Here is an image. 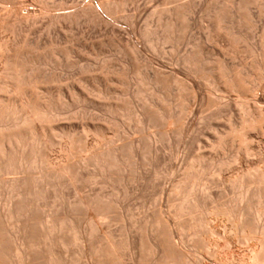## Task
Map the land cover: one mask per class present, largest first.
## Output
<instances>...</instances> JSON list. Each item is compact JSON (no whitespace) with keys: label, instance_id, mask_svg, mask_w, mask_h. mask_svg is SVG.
<instances>
[{"label":"bare ground","instance_id":"6f19581e","mask_svg":"<svg viewBox=\"0 0 264 264\" xmlns=\"http://www.w3.org/2000/svg\"><path fill=\"white\" fill-rule=\"evenodd\" d=\"M35 1L39 2L40 14L48 16L47 28L61 27L64 23L75 24L81 19L96 26L110 25L109 31H107L110 35L107 43L115 48L116 52L129 56L131 64H129L130 61L127 64L131 65L135 76L131 77L133 79L131 81L128 78L130 74L127 73V68L120 73L117 71L119 74H115L117 77L114 80L107 79L108 77L105 75L107 78L104 77L102 87L103 89L105 87L104 92L107 89L112 90V88L127 91L130 89V83H133L134 90L132 87L131 89L134 96L139 99L148 96L150 100L161 101V106L158 108L154 107L156 101H152L154 104H151L152 102L147 101L148 97L147 100L144 98L143 116L138 119L136 113L140 111L135 112L132 98L129 100L124 97L123 100L119 101L118 99L119 102L114 104L111 101V104L106 105V109L110 112L122 114L127 110L136 122L146 121L163 129L162 137L164 139L172 131L181 132V125H185L182 124L185 118L184 113L188 109L183 108L184 112L181 108L174 112L173 105H169L172 99L169 102L166 100L168 103H164V96H170L172 91L175 94H172L174 96L171 97L175 98L176 96V100L181 106L184 95L187 94V98H189L188 95L191 96L192 90L187 91L185 87L184 80L186 78L183 79L178 74L177 70L181 69L199 79V81L194 80V84L198 88V90L196 89L197 93L201 83L207 82L213 83L217 88L226 92L235 93L236 99L224 100L225 102L219 98L220 96L212 97L213 95L209 93L211 96H207L202 102L209 107L215 106V109L218 107L216 112L230 109L234 111L236 118L230 122L226 121L228 124L225 131L220 134L216 132V135L213 136L214 139L211 140L212 143L209 141L210 144H207L210 148L209 155L204 152L205 150L200 151L202 150L200 147L193 146V142H190L193 144L188 146L185 145L187 147H184L186 149L182 152V166L178 171L180 173H176L175 179L173 178L174 180L172 183L170 182L171 185L168 188L164 187L161 189L162 191L160 190L161 193L167 195V201L166 199L165 201L169 206L168 214L172 219H169L172 224L169 223L171 221L165 220L168 215L163 219L164 216L157 211L152 216L150 214L151 217L135 219L132 213L129 215V212L126 213L123 210L122 203H119L118 198L114 199L108 196L112 189L106 193L108 195L101 193L102 191H91V193L89 191L88 194L78 196L73 201V187L74 191L78 193L79 184L87 186V184L94 183L96 185L98 182V184L107 183V181L114 180L116 176L119 180L124 177L121 174H125L127 168L129 172H134L132 161L139 158L138 155L144 163L149 160L150 163L154 164L155 162L156 165L158 146L155 142L148 140L146 135H143L147 137L146 142L132 140L128 143L125 141L123 145L120 143L118 146H114L112 141H109L110 137L107 138L109 135L107 136L103 125L89 123L81 128H75L71 124L56 123L61 111L73 104V84L65 90L69 94L68 99V96L66 99L61 97L62 95L59 96L58 91V95L55 97L48 87L50 84H54V87L57 84L60 89L63 85H60L61 78L56 77L50 69V72L46 71L43 74L41 72L43 69L48 70L45 67L51 63L50 61L60 65L62 63L60 56L65 59V65L74 66L75 62L74 59H71L70 49L51 41L47 45L39 47L34 44L35 42L25 40L26 38L16 40V38L9 39L8 36H6L7 38L0 36V264H210L213 260L216 264H264V58L261 60L258 58L259 62L251 64L252 70L250 68L251 71L248 72L219 58L204 59L202 53L200 54L202 48L198 51L197 47L196 50L193 49L194 51L179 56L177 69L168 71L159 63L139 60L141 58L138 57L139 47L136 46L137 43L135 45V42L128 38V34L135 31L136 25L133 23L135 17L133 18L132 14L123 13L124 7L131 0H78L74 7L72 2L70 10L67 8L63 11L61 10L64 1H61L62 6L59 12L56 9L58 5H61V2L55 5L56 3L52 4L49 2L50 0ZM164 1L165 6L149 12V17L155 16L153 25L146 23L139 30V37L152 50L156 49L159 42L169 43L176 49V45L178 44V47L179 42L183 41L187 30L188 3L182 0ZM212 1L221 2V5L217 4L218 2L214 3L219 6L215 10V6L210 5L214 10V12L210 11L213 14L211 19L214 26L212 27L215 28L216 33L223 35L225 40L223 42L227 45L232 46L238 43L240 32L238 35V32L234 31L235 27L240 26L241 30L245 27L244 24H247L252 28L253 21L250 18L251 14L249 17V8H251L249 6H255L254 4H258L257 2L260 0ZM35 4L37 3L35 2ZM22 5L20 6L22 7ZM209 9L211 10V8ZM0 11L1 33L5 30L13 33L14 29L16 30L15 22L18 24L28 23L27 21L31 18L33 20L36 14L38 16L35 10H22L24 12H21V8H18L17 5L11 6V0H0ZM12 12H14V22L9 20V15ZM37 16L35 18L39 17ZM119 20H124L122 22L126 23L127 29L130 28L131 31H127V36L124 29L126 26L121 28L118 26L120 24H116L117 21L119 23ZM212 27L211 29H213ZM30 33L28 34L30 35ZM214 33L212 34L213 38ZM64 62L61 66L64 65ZM186 82L188 81L186 80ZM96 87V90L101 88L99 85ZM255 90H261L262 93L258 95ZM62 94L64 95V93ZM130 96L128 95V97ZM201 96L200 98L203 99ZM134 98L136 99V97ZM189 99L191 100V98ZM193 99L192 101L195 100ZM172 102L174 104V101ZM188 102L190 103V101ZM139 105H142V102ZM102 106L104 105L102 104ZM210 116L208 117L210 118ZM72 120H74L73 117ZM106 123L103 124L106 125ZM108 124L105 127L109 128ZM146 127L148 126L146 125ZM158 137L160 136L158 135ZM177 142L180 143V141ZM195 145H197L196 141ZM168 148H170L169 157L177 159L179 148L171 147V144ZM138 160L140 161V159ZM135 165L138 167L137 162ZM150 172L149 176L152 173ZM157 172L160 170L154 171L155 176L158 175ZM214 172H218V176L221 177L220 181L226 185L225 188L221 186L219 179L220 183L215 182L217 177ZM151 175L153 176V173ZM137 177L139 180V176ZM137 177L133 178L137 179ZM150 181L147 183H151ZM153 183L155 184V182ZM215 183L216 188L218 183L223 189L210 190L209 188L216 189L212 187ZM119 184L117 186H120ZM124 185L126 184L124 183ZM67 187H70V191ZM122 190L125 191L128 188H122ZM228 190L234 191L232 193L235 195L230 194L231 198L223 199L228 194ZM79 192L81 193L80 190ZM70 196L73 199H70ZM114 222L121 223L118 226L119 229L114 230L109 227L111 223L115 225ZM215 223L221 225L222 228L220 229ZM135 232H139L137 241L134 240ZM175 238L180 239L177 241L179 243L175 242ZM202 251L203 255H201Z\"/></svg>","mask_w":264,"mask_h":264},{"label":"rangeland","instance_id":"374dc122","mask_svg":"<svg viewBox=\"0 0 264 264\" xmlns=\"http://www.w3.org/2000/svg\"><path fill=\"white\" fill-rule=\"evenodd\" d=\"M61 1H64L63 3V7H62V10L60 9L61 6H62V2ZM78 0H50L49 2L54 4L56 3L55 5H58L60 2V6L58 7L57 6V12H59V10L63 11L64 9L67 10H70L71 9V6L73 5L74 7V4L77 3ZM186 3H188L189 5V8H188V11H187V30H186V34L184 36V39L183 41H180L179 42V46L177 47L176 45V49L175 47L171 46V44L169 43H158L157 46H156V49L155 50H152L151 48L149 49L147 47V45L144 44V42L142 41L141 37H139V30H141L146 23L150 24V25H153V23L155 22V16H150L149 17V12L153 11V10H157V9H160L161 7H163V5L165 6L166 4L164 3L165 1L164 0H131L127 3V5L124 7V12L125 14H129L131 15L132 14V17L134 18L133 20V23H135V31L134 33H127L130 32V28L129 30L127 29L128 26L126 25V23L122 22L124 20H119V23L118 21L116 22V24H120L118 25L119 27L121 28H124L125 26V35L127 36L128 34V38L132 39V42H135L134 44L136 45L137 43V47H139L138 49V57L140 58L139 60H142V61H150L154 64H158L159 65H162L164 68H166L165 70H175L177 69L178 65H177V59L179 58V56H181L182 54L184 53H189L191 51H194L197 49L198 47V51L200 50V48H202V50H200V54L202 55V57L205 59H216V58H219L223 61H225L226 63L230 64V65H233L234 67H237L239 69H242L244 71H248L252 70V66H250L251 64H255L257 62H259L261 59L264 58V0H260V2L258 1L257 3L258 4H254L255 6L253 5H250L249 7V17H250V14H251V20L253 21L252 23V28L251 27H248L247 24H244L245 27L242 28L241 26V30H240V26H236L235 27V32L237 33L238 32V35H239V32H240V38L238 40V43L230 46V45H227L226 43H224L223 41L224 38H223V35L222 34H219V33H216V30L215 28H213L212 26H214L213 24V21L211 19V17H213L212 13L211 12H214V10L219 7L217 6V4H220L218 1L217 2H212L211 1H208V0H182ZM208 1V2H207ZM221 1V0H220ZM35 2L37 4H35ZM73 2V4H72ZM141 2V3H140ZM196 2V3H195ZM20 3V4H19ZM38 1H35V0H11V6H16L18 8H21V12H24V11H27V10H35L37 11L38 13V16L40 14L39 12V5H38ZM58 3V4H57ZM210 3V4H209ZM213 3V4H212ZM214 3H217L216 5H214ZM260 3V4H259ZM23 4V5H22ZM72 4V5H71ZM22 5V7L20 6ZM135 5V6H134ZM150 5V6H149ZM208 5V6H207ZM210 5H213L214 7V10L212 8V6ZM221 5V4H220ZM259 6V9H258V6ZM20 6V7H19ZM28 6V7H27ZM38 6V7H36ZM25 7V8H24ZM34 7V8H33ZM70 7V8H69ZM192 7V8H191ZM208 7V9H207ZM27 8H30V9H27ZM211 8V10L209 9ZM261 8V10H260ZM152 9V10H151ZM194 9V10H193ZM24 10V11H22ZM55 10V12H56ZM145 10V11H144ZM143 11V12H142ZM211 11V12H210ZM1 12V11H0ZM13 13V15H11ZM10 13L9 15V20L11 22H14L15 21V17H14V12ZM122 13V14H123ZM192 13V14H191ZM135 14V15H134ZM134 15V16H133ZM210 15V16H209ZM37 16V14H36ZM35 16V17H36ZM37 16V17H38ZM14 17V18H13ZM33 17L34 19L32 20L29 19L27 22L28 23H19L18 22H15V27L16 30L14 29V31L16 32H13V33H10L8 31H2V33L0 34V36L2 38H7L6 36H8L9 39H15L16 40H22V39H25V40H28L30 42H35L34 44H37V46H41L43 47L44 44L47 45L48 42H53V43H56L57 45H61V46H67V48L70 49V55H71V59L75 62L74 66L73 65H70L67 66V64L65 65V59L60 56V60L61 62L63 63L64 62V65H62V63L60 65H56L53 61H50L51 63H48L47 66L45 67L46 69L48 70H45L43 69V71L41 72L43 74V72H50L49 69L51 70V72H54L56 77L58 76V78L60 79V85H61V88L59 86V88L63 91L62 93H64V95L61 93V90L58 89L57 87V84H55V87H54V84H50L49 85V90L51 92H53L52 94L55 95H58V93H60L59 96L61 97H65L64 99H66V96L67 99L69 98V94L67 93L66 88L67 87H70L72 86L73 84V104L69 107H65L61 112V114L58 116L57 118V121L56 123H60V124H63V125H74V127L76 128H81V126H84L86 124H95V125H103L104 129H105V132L107 134V138L110 137L109 141H112V144H114V146H118L120 143V145H123V143H128V141H132V140H136V141H140V142H146L145 139H147L146 136H148V140H151L153 143L155 142V144L158 146V156H157V163L159 165V168H158V165L156 163L155 165V162L154 164L150 163V161L148 160V162H143V159L139 156V158L137 157L136 161L135 159L132 161V169H135L133 170L134 172L137 171V173H139L137 175V173H134V172H129L128 168L126 169L125 171V174L122 173L121 179L118 180V176H116V178L112 181H107L102 183V184H87V186H82L79 184V186L77 187V190L79 188V190L81 191V193L79 192L78 190V193H76L74 191V187H73V197L74 199L70 196V199H73L76 200L78 198V196H82L84 194H88L89 191L91 193L92 192H100L102 191L101 193H109L112 189V191L109 193L110 195H108L110 198H118L119 200V203H122V207H123V210L128 213L129 212V215H132L135 217V219L137 218V220H140V219H143L147 216L151 217L152 214H155L156 211L157 213H160L162 214L164 217H162L163 219H165V216H166V221H171L172 219L169 217V214H168V210H169V206H168V203L166 202L167 201V195H164L165 193H161L160 190L161 189H164L165 188H168V186L171 185V183L173 182V180L175 179L174 177H176V173H180L178 172L180 167L182 166V152L184 151V147H187L188 145L190 144H193V146H195L196 148L197 147H200L202 150H200V148H198L200 151H204L206 154H210V152L208 153V151L210 150V148L208 147V145L210 144L211 140L214 139L213 136H215L216 132L218 134H220L222 131L224 132L226 129V126H227V122H230L232 120H234V118H236V115L234 114V111L228 109V110H224V111H220V112H216L218 109V107H216L215 109V106L214 107H209L207 106L204 102L207 96H211L210 94H212L213 96L212 97H219L221 98L222 101H228L230 99H236V94L235 93H229V92H226L222 89H219L217 88L213 83L210 84L211 82H207L205 84H202L201 83V86H200V89H204V90H200L198 91V93L196 92L198 90V88L195 86L194 84V80L197 79V81H199L198 78L194 77L193 75H191L190 73H187L186 70H181V69H178V74L179 76H181L183 79L186 78L184 80V83L185 84V87L187 88V91H191V96L188 95L189 98H191V100L189 98H187V94L184 95V97L182 98V106L177 102L176 100V96L175 98L174 97H171V96H174L172 94H175L174 93H170L171 95L168 96H164V103L166 102V100L170 103L169 105H173V111L174 112H177L178 110H180L181 108L187 110L188 111H183L186 113H184V117L187 119L184 118V122H182V124H185V125H181V132L177 131L176 132H170L169 133V137H165V139L162 137L164 131L163 129H160L158 126H154L153 124L151 123H148V122H141V123H138L134 120L133 116L131 115L130 112H128L127 110L122 112V114H115V113H112L110 112L108 109H106V105L107 104H111V103H116V102H119L121 100L124 99V97L128 98L129 100L132 98L133 100L132 101V105L134 106V110H136L135 112L137 111H140L138 113H136V116H137V119L138 118H142L143 116V106H144V101L143 99L145 98L147 100V97L148 96H143V99L140 97H137V96H134L133 95V90H134V86H133V83H130V89H128L127 91H123V90H119V89H116V88H112V90L110 89H107L105 90L104 92V89L102 88L103 87V80L105 78L107 79H115L117 76L116 73H120V71L124 70L127 68V73L130 74V76L128 77L131 81H133L132 78H134L135 74L133 73L132 71V68H131V65L129 66L127 63H130L131 64V60L129 58V56H126L125 54H120L118 51L116 52L111 45H109L107 42H108V39L110 37V35L108 34L107 31H109V28H110V25L108 24L107 26L104 25V26H96V25H93L92 23H89L87 21H85L84 19H81L79 20L77 23H73V24H69V23H64L61 25V27L59 26H55V27H48L47 28V18L48 16H44L42 13L40 14V16L38 18H35ZM196 17V18H195ZM37 19V20H36ZM148 19V20H147ZM121 21V22H120ZM25 22V21H24ZM35 22V23H34ZM43 22V23H42ZM143 22V23H142ZM212 22V23H211ZM33 23H34V26H33ZM17 24V25H16ZM27 24V25H26ZM39 24V25H38ZM123 24V25H122ZM31 25V26H30ZM38 25V27H37ZM243 25V26H244ZM256 25V26H255ZM33 26V27H32ZM41 26V27H40ZM72 26V27H71ZM31 27V28H30ZM58 27V28H57ZM99 27V28H98ZM107 27V28H105ZM198 27V28H197ZM201 27V28H200ZM211 27L213 29H211ZM238 27V28H237ZM47 28V29H46ZM192 28V29H191ZM250 28V29H249ZM70 29V30H69ZM92 29V30H91ZM95 29V30H94ZM239 29V31H237ZM252 29V30H251ZM19 30V31H18ZM32 30V31H31ZM215 30V31H214ZM95 31V32H94ZM106 31V32H105ZM137 31V32H136ZM31 32V33H30ZM102 32V33H101ZM136 32V33H135ZM213 32H215L214 34V38H213ZM250 32V33H249ZM5 33V35H4ZM25 33H30V35L28 34H25ZM68 33V34H67ZM71 33V34H70ZM101 33V34H100ZM10 34H12L10 36ZM64 34V35H63ZM218 34V35H217ZM33 35V36H32ZM35 35V36H34ZM43 35V36H42ZM56 35V36H55ZM67 35V36H66ZM99 35V36H98ZM109 35V36H108ZM133 35V36H132ZM136 35V37H135ZM211 35V36H210ZM222 35V36H221ZM243 35V36H242ZM4 36V37H3ZM28 36V37H27ZM39 36V37H38ZM125 36V37H126ZM217 36V37H216ZM220 36V37H219ZM0 37V38H1ZM134 37V38H132ZM244 37V38H243ZM21 38V39H20ZM106 38V39H105ZM218 38H221V39H218ZM186 39V40H185ZM211 41H210V40ZM216 39V40H215ZM223 39V40H222ZM71 40V41H70ZM104 40V41H102ZM222 44H221V42ZM44 41V42H43ZM70 41V42H69ZM92 41V42H91ZM205 41V42H204ZM216 41V42H215ZM103 42V43H102ZM141 42V43H140ZM215 42V44H214ZM40 43V44H39ZM93 43V44H92ZM100 43V44H99ZM102 44V45H101ZM104 44V45H103ZM199 44V45H198ZM109 45V46H108ZM194 45V46H193ZM225 45V46H224ZM243 45V46H242ZM263 45V46H262ZM99 46V47H98ZM209 46V48H208ZM93 47V48H92ZM104 47V48H103ZM196 47V48H195ZM235 47V48H234ZM244 47V48H243ZM73 48V49H72ZM100 48V49H99ZM182 49V50H181ZM194 49V50H193ZM255 51H254V50ZM91 50V51H90ZM174 50V51H173ZM224 50V51H223ZM239 50V51H238ZM246 50V52H245ZM248 50V51H247ZM99 51V52H98ZM101 51V52H100ZM150 51V52H149ZM178 51V52H177ZM184 51V52H183ZM223 51V53H222ZM252 51V52H251ZM259 51V52H258ZM146 52V53H145ZM156 52V53H155ZM207 52V53H206ZM215 52V53H214ZM220 52V53H219ZM73 53V54H72ZM101 53V54H100ZM205 53V54H204ZM112 54V55H111ZM174 54V55H173ZM177 54V55H176ZM216 54V55H215ZM90 57H89V56ZM101 55V56H100ZM107 55V56H106ZM149 55V56H148ZM242 55V56H241ZM82 56V57H81ZM263 56V57H262ZM86 57V58H84ZM112 57V58H111ZM212 57V58H211ZM225 57V58H224ZM95 60H94V59ZM129 58V59H128ZM157 58V59H156ZM258 58L260 59L258 61ZM255 59V60H254ZM106 60V61H105ZM109 60V61H108ZM78 61V62H76ZM234 61V62H233ZM255 61V62H253ZM118 62V63H117ZM232 62V63H231ZM241 63V65H240ZM244 63V64H243ZM49 64H50V67H49ZM53 64V65H51ZM127 64V65H126ZM56 68H55V66ZM102 65V66H101ZM238 65V66H237ZM54 66V67H53ZM105 66V67H104ZM117 66V67H116ZM128 66V67H127ZM169 66V67H168ZM48 67V68H47ZM94 67V68H93ZM241 67V68H240ZM54 68V69H53ZM67 68V69H66ZM70 68V69H69ZM175 68V69H174ZM245 68V69H244ZM249 68V69H248ZM56 69V70H55ZM101 69V70H100ZM130 69V71H129ZM84 70H86L87 72H85ZM181 70V72H180ZM250 70V71H251ZM81 71V72H80ZM90 71V72H89ZM118 71V72H117ZM57 72V73H56ZM61 72V73H60ZM83 72L84 75H83ZM185 72V74H184ZM90 73V74H88ZM92 73V74H91ZM107 73V74H106ZM118 73V74H119ZM45 74V73H44ZM100 74V75H99ZM104 74V75H103ZM112 74V75H111ZM116 74V75H115ZM187 74V75H186ZM68 75V76H67ZM81 75V76H80ZM98 75V76H97ZM107 77H106V76ZM111 75V76H110ZM183 75V76H182ZM60 76V77H59ZM92 78H91V77ZM95 76V77H94ZM101 76V78H100ZM110 76V77H109ZM133 76V77H132ZM187 76V77H186ZM68 77V78H67ZM85 77V78H84ZM99 77V78H98ZM103 77V78H102ZM105 77V78H104ZM132 77V78H131ZM190 77V78H188ZM82 80H81V79ZM189 80H188V79ZM194 78V79H193ZM71 81H70V80ZM76 79V80H75ZM100 79V80H99ZM75 82H74V81ZM88 80V81H87ZM91 80V81H90ZM98 83H96L95 82ZM186 80L189 82L191 81L190 83L186 82ZM70 81V82H69ZM92 81H94L93 84ZM100 84H99V82ZM73 82V83H71ZM77 82V84H76ZM79 82V83H78ZM89 82V83H88ZM65 84V85H64ZM68 84V86H67ZM90 84V85H89ZM188 84V85H187ZM189 84H192L191 86ZM99 85V87H101L99 90L98 89L96 90L95 87ZM213 85V86H211ZM53 86V87H52ZM81 89H80V87ZM190 86V87H189ZM85 87V88H84ZM132 87V89H131ZM196 87V88H195ZM83 88V89H82ZM97 88V87H96ZM192 88V89H190ZM195 88V89H194ZM57 89V90H56ZM116 89V90H115ZM189 89V90H188ZM197 89V90H196ZM210 89V91H208ZM76 90V91H75ZM131 92H130V91ZM194 90V91H193ZM206 90V91H205ZM58 91V93H57ZM60 91V92H59ZM84 91V92H83ZM111 91V92H110ZM121 91V92H120ZM201 91V92H200ZM80 92V93H79ZM101 92V93H100ZM115 92V93H114ZM128 94H127V93ZM219 92V93H218ZM255 92L260 95L262 92L261 90H255ZM42 93V92H41ZM44 93V92H43ZM66 93V94H65ZM88 93V94H87ZM96 93V94H95ZM127 96H126V94ZM197 95H196V94ZM203 95L201 96L200 95ZM206 93V94H205ZM210 93V94H209ZM68 94V95H67ZM76 94V95H75ZM85 94V96H84ZM94 96H93V95ZM195 94V95H194ZM203 98L201 99L200 96ZM87 95V96H86ZM119 95V96H118ZM128 95L130 97H128ZM193 95V96H192ZM217 95V96H216ZM83 96V97H82ZM106 96V97H105ZM198 96V97H197ZM231 96V97H230ZM82 97V98H81ZM86 97V98H84ZM88 97V98H87ZM105 97V98H104ZM119 97V98H118ZM122 99H121V98ZM136 97V99L134 98ZM168 97V98H167ZM186 97V99H185ZM194 97V99H193ZM228 99H227V98ZM234 97V98H232ZM75 98H77L75 100ZM125 98V99H126ZM167 98V99H166ZM170 98V99H169ZM119 99V101H118ZM144 99V100H145ZM183 99H184V102H183ZM192 99L194 101H192ZM197 99V100H196ZM92 100V101H91ZM135 100V102H134ZM149 97H148V102H152V101H156L155 102V105L154 107H160L161 106V101L158 100H150ZM176 100V101H175ZM186 100V102H185ZM200 100V101H199ZM78 101V102H77ZM90 101V102H89ZM106 102L104 104V102ZM112 101V102H111ZM174 101V104L173 102ZM190 101L191 106H190V103L188 102ZM224 101V102H225ZM111 102V103H110ZM137 102V103H136ZM140 102V103H139ZM142 102V105H139L141 104ZM154 102H152L151 104H154ZM166 102V103H168ZM201 102V103H200ZM158 103V104H157ZM184 103V104H183ZM195 103V104H194ZM198 103V104H196ZM102 104L104 106H102ZM135 104V105H134ZM188 104V106H187ZM205 104V105H203ZM158 105V106H157ZM140 106V107H139ZM179 106V107H178ZM186 106V107H185ZM194 108H193V107ZM202 106V107H201ZM204 106V107H203ZM74 107V108H73ZM176 107V108H175ZM138 110H137V109ZM140 108V109H139ZM175 108V109H174ZM178 108V109H177ZM142 109V110H141ZM191 109V110H190ZM86 110V111H85ZM106 110V111H105ZM176 110V111H175ZM64 111V112H63ZM89 111V112H88ZM194 111V112H193ZM212 111V112H211ZM211 112V113H210ZM68 113V114H67ZM187 113H188V116H187ZM197 113H199L197 115ZM216 113V114H215ZM223 113V115H222ZM225 113V114H224ZM228 113V114H227ZM74 114V115H72ZM126 114V115H124ZM193 114V115H192ZM196 114V115H195ZM213 114V115H212ZM76 115V116H75ZM79 115V116H78ZM83 115V116H81ZM109 115V116H108ZM121 115V116H120ZM129 115V116H128ZM207 115V116H206ZM211 115V116H210ZM132 116V117H131ZM196 116V117H195ZM210 116V118L208 117ZM228 116V117H227ZM72 117L74 118V120H72ZM114 117V119H113ZM126 117V119H125ZM129 119H128V118ZM199 117V118H198ZM206 117V118H205ZM227 117V118H226ZM232 117V118H231ZM77 118V119H76ZM81 118V119H80ZM122 118V119H121ZM220 118V119H219ZM223 118V120H222ZM60 119H63V120H60ZM67 121H64L66 120ZM83 119V120H82ZM106 119V120H105ZM225 119V120H224ZM89 120H92L89 122ZM125 120V121H124ZM196 120V121H195ZM198 120V121H197ZM59 121V122H58ZM75 121V122H74ZM79 121V122H78ZM95 121V122H94ZM108 121V122H107ZM111 121V122H110ZM186 121V123H185ZM200 121V122H199ZM208 121V122H207ZM227 121V122H226ZM67 122V123H66ZM74 122V123H73ZM99 122V123H98ZM101 122V123H100ZM106 123V125L108 124L109 128L105 127L106 125L103 124V123ZM123 122V123H122ZM134 122V123H133ZM187 122H188V126H187ZM207 122V123H206ZM135 123H138V124H135ZM149 125H148V124ZM226 123V124H225ZM115 124V125H114ZM130 124V125H129ZM135 124V125H133ZM144 124H146L148 127H146V125L144 126ZM77 125V126H76ZM128 125V126H127ZM225 125V126H224ZM140 126V127H139ZM186 126V128H184ZM190 126V127H189ZM73 127V128H74ZM119 127V128H118ZM213 127V128H212ZM224 127V128H223ZM114 128V129H113ZM137 128V130H136ZM158 128V129H157ZM199 130V131H197ZM211 128V129H210ZM113 129V130H112ZM141 129V131H140ZM144 132H143V130ZM186 129V131H185ZM193 129V130H191ZM111 130V132H110ZM155 132H154V131ZM158 130V132H157ZM184 130V131H183ZM190 130V131H189ZM109 131V132H107ZM116 131V132H115ZM141 133H139V132ZM188 131V132H187ZM193 131V132H192ZM150 132V133H149ZM152 132V133H151ZM154 132V133H153ZM182 132H185V133H182ZM200 132V133H199ZM222 132V133H223ZM159 133V134H158ZM161 133V134H160ZM190 133V134H189ZM149 134V135H148ZM151 134V135H150ZM154 134V135H153ZM178 134H180V136H178ZM184 134V136H183ZM186 134V135H185ZM189 134V135H188ZM217 134V135H218ZM114 135V137H112ZM120 135V136H119ZM142 135V137H141ZM143 135H146V136H143ZM158 135L160 137H158ZM174 135V136H173ZM150 136V137H149ZM156 136V137H155ZM112 137V138H111ZM121 137V138H119ZM134 137V139H133ZM154 137V138H153ZM173 139H171V138ZM175 140H174V138ZM115 138V139H114ZM117 138V139H116ZM168 138V139H167ZM181 138V139H180ZM188 140H187V139ZM195 139L196 141V144L195 145V141H192L193 139ZM126 139V140H125ZM138 139V140H137ZM140 139V140H139ZM156 139V140H154ZM177 139H180V140H177ZM185 139V140H183ZM201 139V140H200ZM142 140V141H141ZM145 140V141H144ZM191 140V141H190ZM205 142H204V141ZM208 140V142H207ZM175 141V142H173ZM177 141H180L177 142ZM182 141V142H181ZM210 141V142H209ZM161 142V143H160ZM163 142V143H162ZM168 142V143H166ZM172 142V143H171ZM177 142V144H176ZM186 142V143H184ZM188 142V143H187ZM190 142H193V143H190ZM199 142V143H197ZM116 143V144H115ZM124 143V144H125ZM206 143V144H205ZM212 143V142H211ZM170 144H171V147H174V148H179V155L177 156V159L176 158H170L169 157V153H170ZM174 144V145H172ZM176 144V145H175ZM184 146H183V145ZM208 144V145H207ZM168 145V147H167ZM178 145V146H177ZM187 145V146H185ZM207 146V147H206ZM195 148V149H196ZM207 148V149H206ZM209 148V149H208ZM161 152V153H160ZM140 159V161L138 160ZM142 159V160H141ZM159 161V162H158ZM136 162H137V166L136 167ZM143 164V165H140L139 163ZM172 164V165H171ZM175 164V165H174ZM140 165V167H139ZM150 165H154L153 168H150L152 166ZM135 166V168H133ZM148 167V168H147ZM155 167V168H154ZM157 167V168H156ZM173 167V168H172ZM141 169V170H137V169ZM153 169V170H152ZM156 169V170H155ZM174 169V171H173ZM145 170V172H143ZM159 171L160 172H157V174L159 175H154V171ZM129 173H128V172ZM140 171V172H139ZM153 173V176L151 175ZM177 171V172H176ZM144 174H143V173ZM149 172L151 173L150 176H149ZM126 173H128V175H126ZM143 175H142V174ZM215 173V177H217L215 179V182L221 180L218 176V172H214ZM217 173V174H216ZM147 174V175H146ZM165 174V175H164ZM142 177H141V176ZM149 176L148 178H144L145 176ZM172 175V176H171ZM133 179H131L130 178ZM135 176V178L137 176H139V180H138V177L137 179L133 178ZM171 176V177H170ZM129 179H127V178ZM141 177V178H140ZM125 178V179H124ZM150 179V180H144V179ZM174 178V179H173ZM143 179V180H142ZM115 180H116V183H115ZM126 182H125V181ZM135 180V181H134ZM153 180V181H152ZM121 181H124V183L126 185H124V183ZM131 181V182H130ZM133 181V182H132ZM138 181V182H137ZM145 181V182H144ZM151 182L152 183V186H151V183H147V182ZM218 181V182H219ZM155 182V184L153 183ZM171 182V183H170ZM221 182V181H220ZM219 182V183H220ZM120 186H117L118 184ZM130 183V184H129ZM136 183V184H135ZM146 183V184H144ZM159 183V184H158ZM107 184V185H106ZM111 184V185H109ZM128 184V185H127ZM147 184H150V185H147ZM221 186H223V188H225L226 185H224L223 182L220 183ZM223 184V185H222ZM93 185V186H92ZM106 185V186H105ZM124 185V186H123ZM147 185V187H146ZM217 188H216V183L212 186L216 189H213V188H209L210 190L212 191H219V189H223L221 188V186L217 183ZM115 186V188H114ZM122 186V187H121ZM129 186V187H128ZM147 188H145V187ZM96 187V188H95ZM119 187H121L119 189ZM161 187V188H160ZM99 188V189H98ZM122 188H125L128 190H122ZM145 188V190H144ZM67 189L70 191V187ZM66 189V190H67ZM83 189V190H82ZM88 189V190H87ZM105 189V190H104ZM115 189V190H114ZM118 189V190H117ZM143 190V191H142ZM87 191V192H86ZM104 191V192H103ZM124 193H122V192ZM128 191V193H127ZM162 191V190H161ZM206 191V190H205ZM85 192V193H84ZM113 192V193H112ZM119 192V193H118ZM139 192V193H138ZM231 192V193H230ZM234 191H231V190H228V194H226V196L223 197V199L225 198H231V195L235 193H232ZM116 193V194H114ZM121 193V194H120ZM123 194V195H122ZM127 194V195H125ZM163 194V195H162ZM231 194V195H230ZM77 195V196H76ZM115 195V196H114ZM118 195V197H117ZM121 195V196H120ZM130 195V196H129ZM135 195V196H134ZM229 195V196H228ZM232 195V196H234ZM114 196V197H113ZM137 196V197H136ZM144 196V197H143ZM228 196V197H227ZM121 197V198H120ZM136 197V198H135ZM148 197V198H147ZM122 199V200H120ZM154 199V200H153ZM161 199V200H160ZM166 199V201H165ZM124 200V201H123ZM141 200V201H140ZM122 201V202H121ZM166 202V203H165ZM146 203V204H145ZM167 204V205H166ZM131 205V206H130ZM160 206V207H159ZM168 206V207H167ZM155 210V212H154ZM167 210V211H166ZM160 211V212H158ZM165 214H164V213ZM167 213V214H166ZM151 214V216H150ZM161 215V216H162ZM169 217V218H167ZM171 219V220H169ZM115 223V222H114ZM172 224V221L169 222ZM219 226V228L221 229L222 226L219 225L218 223H215ZM119 225H121V223H115V225H111L109 227H111V229H119ZM189 231H188V235H189ZM136 235H134V240L138 239V235H139V232H135L134 233ZM185 234L187 235V231L185 232ZM179 238V237H177ZM176 239L175 242L177 241H180V239ZM174 239V240H175ZM179 243V242H177ZM74 247H73V251H74ZM203 255V251L201 252ZM216 264V262H213L211 261L210 264Z\"/></svg>","mask_w":264,"mask_h":264}]
</instances>
